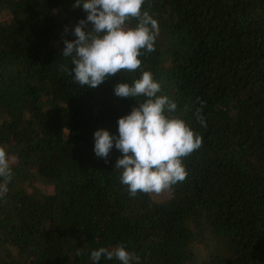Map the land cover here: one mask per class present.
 Returning a JSON list of instances; mask_svg holds the SVG:
<instances>
[{
	"label": "trees",
	"instance_id": "obj_1",
	"mask_svg": "<svg viewBox=\"0 0 264 264\" xmlns=\"http://www.w3.org/2000/svg\"><path fill=\"white\" fill-rule=\"evenodd\" d=\"M75 2L0 0V146L13 172L0 264H93L92 250L121 243L139 264H264V0H145L158 35L142 70L203 141L163 199L130 195L115 147L108 163L94 152V133L118 136L145 98L114 94L141 69L94 89L74 82L60 54L88 15Z\"/></svg>",
	"mask_w": 264,
	"mask_h": 264
},
{
	"label": "clouds",
	"instance_id": "obj_2",
	"mask_svg": "<svg viewBox=\"0 0 264 264\" xmlns=\"http://www.w3.org/2000/svg\"><path fill=\"white\" fill-rule=\"evenodd\" d=\"M145 0H76L74 8H83L88 15L75 26V40H64L63 57L70 58V74L81 87L96 88L122 71L141 75L132 83L118 82L114 94L119 98L145 99L139 106L118 120V136L109 130L94 133V152L98 157H108L113 147L121 152L115 169L120 170L119 180L127 186L131 196L138 192L161 193L183 182L188 173L183 159L202 146L201 134L195 132L180 116L175 115L177 103L166 95H158L161 85L150 71L142 70L140 57L155 51L158 21L147 10H142ZM135 20V26L129 21ZM89 22L92 27L86 30ZM65 31H68L66 28ZM62 71H69L64 65ZM195 116L207 127L203 109ZM11 163L5 148L0 146V198L6 195L7 184L13 177ZM78 256L83 249H78ZM102 258L116 259L121 264H139L140 257L129 252L124 244L111 250L100 247L92 250L89 259L96 264Z\"/></svg>",
	"mask_w": 264,
	"mask_h": 264
},
{
	"label": "rangeland",
	"instance_id": "obj_3",
	"mask_svg": "<svg viewBox=\"0 0 264 264\" xmlns=\"http://www.w3.org/2000/svg\"><path fill=\"white\" fill-rule=\"evenodd\" d=\"M36 182H37L36 185H38V186L42 185V184H40V182H38V181H36ZM169 193H170L169 189H166V190L162 191L161 193H158V194L157 193H151V194L156 199H163V198L169 196Z\"/></svg>",
	"mask_w": 264,
	"mask_h": 264
}]
</instances>
